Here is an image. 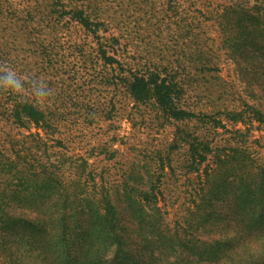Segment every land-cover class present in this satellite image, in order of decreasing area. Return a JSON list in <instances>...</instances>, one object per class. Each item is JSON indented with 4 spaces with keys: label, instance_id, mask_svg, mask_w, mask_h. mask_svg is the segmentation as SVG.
I'll return each mask as SVG.
<instances>
[{
    "label": "trees",
    "instance_id": "trees-1",
    "mask_svg": "<svg viewBox=\"0 0 264 264\" xmlns=\"http://www.w3.org/2000/svg\"><path fill=\"white\" fill-rule=\"evenodd\" d=\"M191 1L166 0L177 16L178 40L158 53L141 50L105 12L87 9L90 0H61L53 13L56 24L91 38L87 54L75 44L58 58L48 48L26 51L39 60L40 74L18 58L25 50L0 51V75L11 70L23 85L16 91L0 84V264H159L149 250L155 245L195 256V263L226 264L225 247L249 246L264 235V137L256 145L248 138L253 123L264 130V0L209 12L219 48L200 31L209 17L192 11ZM221 50L242 90L221 75ZM74 55L83 75L66 63ZM38 87L48 95L38 97ZM124 118L133 139L145 133L124 141L133 142L131 153L113 148L116 133L91 142L89 135L101 136V121L108 134ZM172 124V139L157 143L159 131ZM101 153L114 159L102 169L89 162ZM176 171L202 180L189 185L188 216L170 234L143 207L160 216L162 180L176 181ZM119 189L139 206L135 247L123 233ZM200 233L229 238L206 242ZM159 253L166 262L178 256Z\"/></svg>",
    "mask_w": 264,
    "mask_h": 264
},
{
    "label": "rangeland",
    "instance_id": "rangeland-1",
    "mask_svg": "<svg viewBox=\"0 0 264 264\" xmlns=\"http://www.w3.org/2000/svg\"><path fill=\"white\" fill-rule=\"evenodd\" d=\"M90 1L91 2L86 5L87 9L90 11H97L100 17L101 11L105 12L113 28L115 26L122 28L125 34L128 33L131 38H134V40H132L133 43H139L138 45L143 51L146 50L158 53L156 48L163 49L166 46H171L178 40V29H176V26L172 23L177 19V16L168 10L166 0H158L151 4L148 0ZM191 3L192 11L198 9L209 17V20H203L200 31H205V35L213 40L211 44H213L215 48H219L220 37L217 29V22L215 21V16L209 14V12L214 9L220 11L224 5H229L231 3H243L250 6L254 4V0H192ZM61 5V0H0V51L5 54H13L14 50L12 49L25 50L21 55L18 53V58H23L24 60L26 59L27 62L30 61V63H33L32 68H29L33 73L38 71L34 66H36L35 63L39 60L29 55V53L26 52L28 50H31L30 53H32V51L39 52L38 49L40 48H48L47 50H51V55L58 58L61 55H67L69 45L75 44L84 46V54H87L89 52L88 46L92 43L91 38H86L80 31H74L71 27L67 28L66 26L63 27L60 26V24H56L57 17L53 15V13H56ZM178 10L181 11L182 9L179 8ZM26 15H29V17L27 18ZM200 19L202 20V17H200ZM16 56L17 55H13L14 58H16ZM220 56L221 75L233 81L237 88L242 90V84L238 80L235 66L230 59L223 54V50L220 51ZM80 60L78 56L74 55L73 57H69V60L67 58L66 63H69V66L74 69H79L78 75H83V72H81L82 69L80 70L79 66ZM39 72L41 71H38V73ZM40 74H42V72ZM243 97H245V95H243ZM116 125L118 126L116 131L109 130L107 134L106 130L108 129V123L101 121V136L92 134L89 135V138L92 143H95L96 140L101 137L102 144V142L107 139V135L108 137H112L113 133H116L118 139L114 143L113 148L119 149L120 153L124 155H128L131 151L127 147L133 142L125 144L124 141H137L143 139L145 133L140 131L133 139L131 124L126 118L119 120ZM247 126L249 127V125L243 126L238 124L237 128H241L244 131ZM257 127L258 124L253 123L252 129L249 131L248 138L253 145H256L255 139L264 137V130L262 128L257 129ZM174 130V124L166 125L159 131V134H157L156 142L162 144L168 143L173 137ZM104 158V154L101 153V155L96 157L92 156L89 162H94L95 165L101 166L102 169V167H105L104 165L106 163L111 164L114 160L106 161ZM174 159H178L177 155L174 156ZM167 172L169 171L167 170ZM178 172L179 171H176V181H174V177L171 175H167L162 180L161 190L163 194L158 203L160 216L157 217V214L152 212L149 207H143L145 213H152V219L157 222L159 221L161 229L170 234H173L178 227L184 226V222L188 216L187 209L191 206L187 192L190 189L189 185L192 183L196 184L202 180V176H198L197 174L184 176L180 175ZM120 191L122 190L119 189V193ZM116 206L122 218L123 233L130 238L133 245L132 247H135L137 238L142 235L139 228L136 227V223H138L141 218L138 214L139 211H137L139 206L131 204L122 193L116 198ZM159 217H161V220L158 219ZM213 223L219 225L221 222L216 220ZM178 231L181 233V230ZM197 237H200V239L206 242H210L211 239L218 240L219 238L220 241H226V239L229 238L228 235L218 236L217 233H213L210 237L207 234L200 233ZM229 246L230 245L225 247L226 251L224 257L226 259V264H247L248 262L250 264H259V259H264V235L249 246L235 247L234 250L229 249ZM166 248L167 246L157 247V245H155L149 249L155 257L161 259L159 264H205V262L199 261L195 263L197 261L195 256L184 252L173 253L170 248ZM113 250L114 248L112 247L106 252L107 259L112 258ZM149 250L147 252L148 255L151 254ZM145 251H147V249H145ZM160 251H165L166 253L171 252L173 255L175 254L178 256H170L166 262V254L161 256V253H159Z\"/></svg>",
    "mask_w": 264,
    "mask_h": 264
},
{
    "label": "clouds",
    "instance_id": "clouds-1",
    "mask_svg": "<svg viewBox=\"0 0 264 264\" xmlns=\"http://www.w3.org/2000/svg\"><path fill=\"white\" fill-rule=\"evenodd\" d=\"M0 84L12 89V90H21L22 89V81L17 78L16 73L9 70L5 72L3 75H0ZM35 93L38 97H46L48 95V91L45 87H38L35 89Z\"/></svg>",
    "mask_w": 264,
    "mask_h": 264
}]
</instances>
